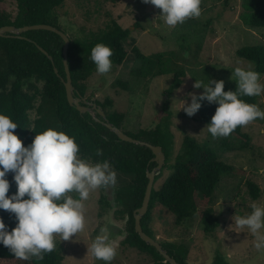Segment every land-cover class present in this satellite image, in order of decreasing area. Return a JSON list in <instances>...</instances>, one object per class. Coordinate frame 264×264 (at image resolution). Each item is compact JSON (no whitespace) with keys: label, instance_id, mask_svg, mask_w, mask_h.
I'll return each instance as SVG.
<instances>
[{"label":"rangeland","instance_id":"rangeland-1","mask_svg":"<svg viewBox=\"0 0 264 264\" xmlns=\"http://www.w3.org/2000/svg\"><path fill=\"white\" fill-rule=\"evenodd\" d=\"M242 3L243 0H226V3L225 0H201V15L175 27L164 22L159 16L160 9L143 0H65L63 7L57 10L60 28L71 37H86L98 32L109 18L115 19L123 28L131 27L129 37L123 42L127 52L125 61L112 65L108 73L94 71L90 75L85 81L84 98L87 101L104 102L107 97H112L110 109L123 114L122 130L137 133L155 126V115L168 100L174 137L172 157L181 151L185 135H190L209 142L219 159L234 167L233 172L221 176L214 190L213 211L219 225L213 234L204 232L197 215L176 224L171 211L160 203L154 204L148 227L151 234L159 242L167 241L182 248L188 264H212L218 254L231 264H264V250L257 251L254 247L253 234L247 227L236 225L237 217L250 214L253 203L264 206V120L257 119L242 126L250 140L247 148H239V143L230 136L214 139L198 112L189 117L179 110L180 100L191 102L189 93L199 95L203 92V89L193 87L195 81L207 83L208 79H220L236 84L234 76L230 79L236 67L251 64L254 69L253 63L240 58L236 51L247 45L264 46V27L255 28L243 23L240 17L244 11ZM0 8L14 17L17 1L0 0ZM134 46L147 55L172 54V61L185 70L182 85L171 96H167V90L172 74L154 77L132 74ZM260 82L264 83V74H261ZM256 99L257 106L264 110V94ZM30 116L35 117V113L31 112ZM224 138L236 146L223 149L220 142ZM171 171L170 166L164 168L163 164L154 176V186L158 188ZM159 173L161 175L156 179ZM248 180L259 188L256 199L249 192ZM118 183L117 175L114 186L103 187L110 205L101 201V187L92 190L89 198L83 201L85 226L82 231L67 241L61 240L58 234L54 237L56 248L63 255L61 264H105L87 251L97 235L105 234L100 231L105 226L110 229L109 240L117 252L110 264H155L150 253L122 243L127 236V216L116 212L115 188ZM71 194L79 198L77 193Z\"/></svg>","mask_w":264,"mask_h":264},{"label":"trees","instance_id":"trees-1","mask_svg":"<svg viewBox=\"0 0 264 264\" xmlns=\"http://www.w3.org/2000/svg\"><path fill=\"white\" fill-rule=\"evenodd\" d=\"M16 1L17 13L14 17L0 8V26L21 27L47 23L61 29L57 10L63 7L65 0ZM242 4L244 11L240 17L243 23L255 28L264 27V0H243ZM130 32L131 27L123 28L112 18L107 20L104 28L89 33L86 37H71L65 32L70 39L67 63L75 95L85 96V81L96 71V66L90 59L91 49L98 43L105 44L112 49V65H120L127 56L123 42ZM37 44L47 51L52 60L40 51ZM62 48L63 39L48 30H27L18 36H0V114L10 117L18 125L14 134L22 141L23 146L30 145L36 134L52 128L75 139L81 159L92 163L109 161L118 175L119 182L115 188L116 212L127 216V236L122 243L150 253L155 258V264H170L152 245L143 241L134 228L133 213L142 204L148 183L147 171L157 165L153 160L154 153L146 146L120 140L89 113H80L75 106L69 104L64 83L61 81V78L66 79ZM132 53L135 57L132 74L141 77L172 74L167 90L168 97L182 85L185 70L172 61V54L158 52L147 55L136 46L132 48ZM236 53L240 58L253 63L255 71L264 74V46L247 45L239 48ZM236 87V84L224 81V91H235ZM239 98L257 105L256 96ZM96 103L102 107L109 122L121 128L123 114L110 109L113 105L112 97ZM200 103L201 107L197 111L199 118L209 124L218 105L206 100ZM31 112L35 113V117L31 118ZM96 116L102 119L98 114ZM171 117L172 110L166 100L162 109L155 115L156 123L153 128L141 129L137 133L123 130L134 138L159 145L165 155L164 168H172L158 188L153 184L147 212L141 219L142 228L156 239L148 227L154 204L160 203L174 214L176 224L197 215L204 232L213 234L219 225V219L213 211L214 190L220 183L221 176L233 172L234 167L220 160L216 149L209 142L190 135H185L181 151L172 157L174 137L171 131ZM229 136L239 143V148H247L250 139L242 130V126H238ZM220 145L223 149L236 146L227 138H224ZM160 175L161 173L156 175V179ZM6 178L10 182L8 195H12L16 191L12 173ZM247 187L251 196L256 199L259 193L257 184L248 180ZM101 190V201L110 205L103 187ZM0 218L9 232L16 226L14 214L0 210ZM160 244L178 262L188 264L182 248L167 241ZM62 260L63 255L57 248L45 253L42 260L32 257L24 261L15 258L7 247L0 245V264H61ZM212 264L231 263L218 254Z\"/></svg>","mask_w":264,"mask_h":264},{"label":"clouds","instance_id":"clouds-1","mask_svg":"<svg viewBox=\"0 0 264 264\" xmlns=\"http://www.w3.org/2000/svg\"><path fill=\"white\" fill-rule=\"evenodd\" d=\"M143 2L160 9L159 16L170 27L201 15V0ZM112 55V49L102 43L91 49L90 59L99 74L110 71ZM233 76L237 85L235 91H224L223 80L195 81L193 87L203 92L199 96L189 93L190 103L179 101V110L189 117L200 109V101L218 105L205 126L214 139L229 136L238 126L264 120V110L239 98L264 94L261 74L249 64L236 67L230 79ZM17 127L10 117L0 114V210L14 214L17 221L9 232L0 218V245L7 247L17 259L28 261L35 257L42 260L45 253L56 248L54 237L57 234L67 241L84 229L83 201L89 198L92 190L114 186L117 174L107 160L92 163L81 159L75 139L62 131L48 128L36 134L30 145L23 146L14 134ZM10 172L16 185L12 195H8L10 182L6 178ZM69 193H77L79 198ZM251 208L250 214L236 218V225L249 229L255 237L254 247L261 251L264 250V232L261 231L264 229V206L253 203ZM100 231L105 234L97 235L87 251L95 259L110 264L117 254L116 247L109 240L110 229L105 226Z\"/></svg>","mask_w":264,"mask_h":264},{"label":"water","instance_id":"water-1","mask_svg":"<svg viewBox=\"0 0 264 264\" xmlns=\"http://www.w3.org/2000/svg\"><path fill=\"white\" fill-rule=\"evenodd\" d=\"M48 30L55 32L63 39V48H62V54H63V63L66 71V79L61 78V81L64 83L66 96L69 104L71 106H75L76 109L80 113H89L96 121L102 123L105 127H107L110 131L115 133L117 137L120 140L135 143L141 146H146L152 150L154 153L153 160L157 162V165L151 170L147 171V177H148V183L145 190V194L143 197V201L140 207H138L134 213V228L135 231L138 233L140 238L145 241L147 244L152 245L155 250L170 264H181L178 262L174 257H172L166 249L162 247L159 241L157 239H154L153 237L149 236L142 228L141 225V219L145 215L148 209L150 197H151V191L154 181V176L156 173L159 172L160 168L165 162V155L163 153L162 148L159 145H153L148 141H144L141 139L134 138L127 133H125L121 128L117 127L113 123L109 122V120L106 117V114L102 107L98 105L95 101H87L84 96L81 95H75V88L72 85V80L70 76V72L68 69V47L70 43V39L68 35L63 32L61 29L57 28L54 25L47 24V23H38L33 25H25L21 27H16L14 25H3L0 26V36H18L20 33L25 32L27 30ZM37 47L40 49L41 52H43L49 59L52 60V57L47 53L45 49H43L41 46L37 44ZM57 69L55 68V72ZM98 114L102 119L98 118L96 116Z\"/></svg>","mask_w":264,"mask_h":264}]
</instances>
